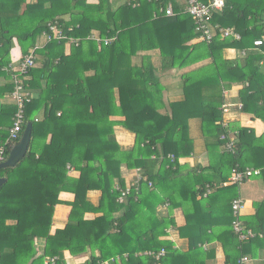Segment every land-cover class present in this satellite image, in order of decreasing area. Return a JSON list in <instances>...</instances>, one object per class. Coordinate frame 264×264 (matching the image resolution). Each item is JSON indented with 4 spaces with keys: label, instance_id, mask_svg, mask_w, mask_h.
<instances>
[{
    "label": "trees",
    "instance_id": "obj_1",
    "mask_svg": "<svg viewBox=\"0 0 264 264\" xmlns=\"http://www.w3.org/2000/svg\"><path fill=\"white\" fill-rule=\"evenodd\" d=\"M168 5L172 17L160 13ZM54 20L73 27L69 35L80 42L67 55L64 43L54 40L34 52L41 67L31 68L25 81V90L35 94L22 127L32 124L28 151L0 171V264H65V252L76 257L87 251L85 264H205L214 250L203 247L215 242L224 264L242 257L264 264V200L253 203V215L241 217L255 236L240 244L231 229L238 186L228 183L233 169L253 168L264 186V130L257 136L251 128L228 124L236 134L234 154L220 140L222 105L234 87H241L235 96L240 113L264 125V43L253 46L264 42V0H224L208 23L210 43L199 40L175 0H127L117 7L112 0H0V69L11 62L14 39L27 55ZM219 28H233L240 39H222ZM93 31L115 39L98 49L86 39ZM229 50L238 56L228 58ZM153 51L159 53L157 68ZM203 61L209 63L179 76L181 98L166 105L160 76ZM12 89L0 90V146L13 123L14 106L2 105ZM116 126L134 135L131 148L120 146ZM195 131L208 164L190 168L180 160L194 156ZM11 147L5 145V158ZM67 167L78 177L71 178ZM123 168L138 170L140 180L119 204L120 191L127 189ZM90 191L100 192L97 206L87 200ZM63 192L74 195L71 203L59 199ZM61 204L71 208L67 223L50 234L54 208ZM176 210L183 213L182 227ZM88 213L99 215L86 220ZM171 229L188 240L186 253L163 239ZM39 240L45 242L41 254ZM161 249L159 261L136 256Z\"/></svg>",
    "mask_w": 264,
    "mask_h": 264
},
{
    "label": "crops",
    "instance_id": "obj_2",
    "mask_svg": "<svg viewBox=\"0 0 264 264\" xmlns=\"http://www.w3.org/2000/svg\"><path fill=\"white\" fill-rule=\"evenodd\" d=\"M36 0H26V3H31L35 2ZM127 1V0H126ZM125 1V2H126ZM176 3L182 7L183 11L185 12V8L187 7L186 0H175ZM124 2V3H125ZM171 6V5H170ZM23 9V8H22ZM45 37L41 34V36L38 38L36 41L35 47H41L44 45L45 42ZM13 48L10 51V64L12 68H17L19 64L20 58L24 56L22 49L16 39L13 40ZM34 49V48H33ZM65 49V48H64ZM32 50V49H31ZM30 50V51H31ZM157 54L159 57V53L157 51H153L150 54L151 56V61L153 64V54ZM69 54V52L64 51V55ZM228 58H236L238 56L237 52L234 50H229L226 54ZM40 59V57H39ZM207 62V61H203ZM203 62L194 64L188 68H185L181 71L175 72H167L162 74L161 76H166L167 78L162 79L160 77V81L165 87V103L166 105L170 102H175L180 100L181 98V92H180V81H179V76L190 72L192 70H195L201 66H203ZM209 63V61L207 62ZM205 63V64H207ZM204 64V65H205ZM154 65V64H153ZM37 68L41 67L40 63H36L35 65ZM9 67V66H8ZM155 67V66H154ZM157 68V67H156ZM183 72V73H182ZM29 76L27 77V80H29ZM174 79V80H173ZM172 83V84H171ZM174 83V84H173ZM11 83V78H8V71L7 68L0 69V90L10 86ZM172 87V88H171ZM171 89V90H170ZM241 89L240 86L232 88V90L229 93H226V103L231 104L229 107V112L224 116V120L227 122V124H233V125H239L241 127H246V128H251L255 131V134L257 136H260L263 133L264 130V125L260 120H254L251 118L249 115H245L240 113V110L236 107L237 100L235 96L237 95L238 91ZM32 96L35 97V94L32 93ZM4 107H11L12 103L9 98H5V102L2 103ZM168 110V108H166ZM232 109V110H230ZM166 112V111H162ZM40 113L38 115V118H41ZM194 127V125H193ZM114 134L116 139L118 140L120 146L124 149H129L133 146L134 143V135L123 129L122 127L116 126L114 128ZM193 137L195 138L196 142V147H195V153L194 156L190 158H183L180 160L181 164H185L188 167H193L194 165L198 164L200 166H206L208 164L207 157L205 154V150L203 148V142L199 138V136L195 133H192ZM122 178L125 181L126 188H131L134 187L135 184H137L138 177H139V172L138 170H126L123 168L122 170ZM68 175L71 178H77L78 173L75 171H72L68 173ZM254 178V177H253ZM255 178H258V176H255ZM252 179V178H251ZM243 187V191L246 193V198H242L243 196L241 195L240 189ZM87 200L93 205L97 206L99 198H100V192L99 191H90L86 195ZM206 197V196H203ZM241 198V200L244 202V207L242 209V215L241 217L248 216V215H253L254 214V209H253V203L260 202L264 200V186L261 184H258L257 181H245L243 184L238 186V197ZM59 199L63 202L66 203H71L74 199V195L71 193H61L59 195ZM70 206L66 204H61L57 205L54 208V213H53V218H52V227L50 234H54L56 230L63 229L67 223L68 216L70 213ZM99 214H93V213H88L85 214L84 219L86 220H92L96 218ZM173 216L175 218V221L177 223L178 227H182L184 225V217L183 213L179 210L174 211ZM164 240H167L169 244L174 248L180 251L181 253H186L189 249V243L186 238H181L176 230H169L167 231L166 237H163ZM44 240H39L37 242V250L38 253L41 254L44 249ZM212 248L214 250V258L211 260H207L205 264H224V254L221 248V244L218 242H215L211 245H205L203 247L204 250ZM91 255V251H87L86 253L72 257L68 252L64 253V259H65V264H85L86 261H88L89 257ZM94 255L97 256L98 253L94 252ZM261 261H264V255ZM256 261H252L249 259L248 264H255ZM167 264H196L195 261L193 260H177L175 262L167 263Z\"/></svg>",
    "mask_w": 264,
    "mask_h": 264
},
{
    "label": "built area",
    "instance_id": "obj_3",
    "mask_svg": "<svg viewBox=\"0 0 264 264\" xmlns=\"http://www.w3.org/2000/svg\"><path fill=\"white\" fill-rule=\"evenodd\" d=\"M187 7L185 12L191 17L195 29L199 32V40L206 43H210L214 33L209 28L208 23L211 19L213 12L221 11L224 7V0H186ZM160 13H163L166 17L174 16L173 9L168 5L165 9H161ZM79 26L77 25L76 28ZM73 27H65L63 23L54 20L46 24V29L42 33L45 37L46 42L56 41L64 43L65 51L69 52L70 47L78 46L80 39L69 35L73 31ZM218 33L222 39H232L238 41L240 39L239 34L233 28H219ZM87 40L94 41L100 49L102 46L110 45L115 38H101L97 32L93 31L87 38ZM263 40L258 39L253 42L255 48H259L263 45ZM37 47L32 49L27 55H24L19 60L17 68H12L11 65L7 68V71L11 74V83L13 86L12 92L9 96L12 105L14 106L15 113L13 116L12 127L9 129L8 138L6 139L4 145L0 146V164L6 160L5 158V145L16 143L22 135V127L24 124L25 116V106L33 99L31 93L25 90V81H27L28 71L35 67L36 65V56L35 50ZM242 55L245 52L241 53ZM231 104L225 103L222 105V112L225 116L229 112V107ZM236 107L240 110L241 104H236ZM224 129V133L220 136V140L224 142V150L231 154L236 152L237 140L236 134L234 132L228 131L229 125L224 120L221 124ZM173 159V156H169ZM67 169L72 172V168L67 167ZM260 174L259 169L246 168L244 170L233 169L231 175L228 179V183L231 185L240 186L245 181L258 176ZM140 176L138 177V181ZM137 181V182H138ZM127 188L125 191H120V196L117 199L119 204L123 203L125 196L129 193ZM209 193V190L203 195L206 196ZM244 207V202L241 198H236L231 203V213L233 220L231 222V229L233 234L237 237V240L240 244L245 241L253 238L255 236L250 230H247L242 221V209ZM165 255L164 249H161L159 252L146 251L143 253L136 254L138 257H147L159 261ZM123 258H127V255H123ZM116 259H119L117 257ZM54 260L50 259L44 262V264L53 263ZM249 260L247 257H242L238 264H248ZM100 264H108V261L102 262Z\"/></svg>",
    "mask_w": 264,
    "mask_h": 264
},
{
    "label": "water",
    "instance_id": "obj_4",
    "mask_svg": "<svg viewBox=\"0 0 264 264\" xmlns=\"http://www.w3.org/2000/svg\"><path fill=\"white\" fill-rule=\"evenodd\" d=\"M31 131L32 124L27 123L19 141L11 147L6 160L0 164V171L9 167H14L26 156L31 139ZM4 183L5 180L0 178V188Z\"/></svg>",
    "mask_w": 264,
    "mask_h": 264
},
{
    "label": "rangeland",
    "instance_id": "obj_5",
    "mask_svg": "<svg viewBox=\"0 0 264 264\" xmlns=\"http://www.w3.org/2000/svg\"><path fill=\"white\" fill-rule=\"evenodd\" d=\"M126 0H112V4H113V6L114 7H117V6H119V5H121V4H123L124 2H125ZM153 56V64H154V66L155 67H158L159 66V57H158V55L155 53V54H153L152 55ZM208 62V61H207ZM207 62H203L202 64L204 65L205 63H207ZM183 73V72H182ZM162 79H164V81H165V79L167 78L166 76H160ZM174 80V79H173ZM172 84V83H171ZM174 84V83H173ZM172 88V87H171ZM171 90V89H170ZM230 110H232V109H230ZM195 134H197L198 135V132L197 131H195ZM199 136V135H198ZM249 181H257V183L258 184H262L263 185V183H262V180L260 179V178H252V179H249ZM240 191H241V195L243 196L242 198H246V193H245V191H243V187L240 189Z\"/></svg>",
    "mask_w": 264,
    "mask_h": 264
}]
</instances>
